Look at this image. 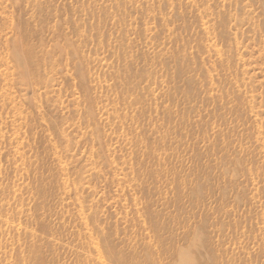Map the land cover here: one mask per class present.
Segmentation results:
<instances>
[{
  "label": "rangeland",
  "instance_id": "rangeland-1",
  "mask_svg": "<svg viewBox=\"0 0 264 264\" xmlns=\"http://www.w3.org/2000/svg\"><path fill=\"white\" fill-rule=\"evenodd\" d=\"M0 264H264V0H0Z\"/></svg>",
  "mask_w": 264,
  "mask_h": 264
},
{
  "label": "bare ground",
  "instance_id": "bare-ground-1",
  "mask_svg": "<svg viewBox=\"0 0 264 264\" xmlns=\"http://www.w3.org/2000/svg\"><path fill=\"white\" fill-rule=\"evenodd\" d=\"M98 250V249H97ZM101 250V249H100ZM101 255H102V253H101ZM103 259V258H102ZM104 261V260H103Z\"/></svg>",
  "mask_w": 264,
  "mask_h": 264
}]
</instances>
